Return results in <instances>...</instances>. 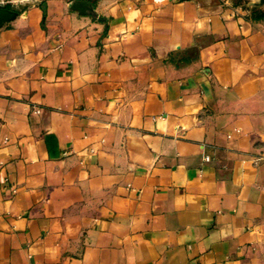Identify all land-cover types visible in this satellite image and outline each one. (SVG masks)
I'll return each mask as SVG.
<instances>
[{"label": "crops", "instance_id": "obj_1", "mask_svg": "<svg viewBox=\"0 0 264 264\" xmlns=\"http://www.w3.org/2000/svg\"><path fill=\"white\" fill-rule=\"evenodd\" d=\"M16 10L0 264H264V18L232 0Z\"/></svg>", "mask_w": 264, "mask_h": 264}, {"label": "rangeland", "instance_id": "obj_2", "mask_svg": "<svg viewBox=\"0 0 264 264\" xmlns=\"http://www.w3.org/2000/svg\"><path fill=\"white\" fill-rule=\"evenodd\" d=\"M36 1L43 0H24V1H15V0H5V3L16 4L19 5L21 3H32ZM233 3H237L242 5L249 10H252V15L255 19H263L264 18V2L262 0H232Z\"/></svg>", "mask_w": 264, "mask_h": 264}, {"label": "water", "instance_id": "obj_3", "mask_svg": "<svg viewBox=\"0 0 264 264\" xmlns=\"http://www.w3.org/2000/svg\"><path fill=\"white\" fill-rule=\"evenodd\" d=\"M262 2H264V0H262ZM5 5V0H0V28L18 16L16 4H13L11 8H7Z\"/></svg>", "mask_w": 264, "mask_h": 264}, {"label": "built area", "instance_id": "obj_4", "mask_svg": "<svg viewBox=\"0 0 264 264\" xmlns=\"http://www.w3.org/2000/svg\"><path fill=\"white\" fill-rule=\"evenodd\" d=\"M36 113H39V109H35ZM205 160L206 161H209L210 160V157L208 155L205 156Z\"/></svg>", "mask_w": 264, "mask_h": 264}, {"label": "bare ground", "instance_id": "obj_5", "mask_svg": "<svg viewBox=\"0 0 264 264\" xmlns=\"http://www.w3.org/2000/svg\"><path fill=\"white\" fill-rule=\"evenodd\" d=\"M15 1H18V2H20V1H24V0H15Z\"/></svg>", "mask_w": 264, "mask_h": 264}, {"label": "trees", "instance_id": "obj_6", "mask_svg": "<svg viewBox=\"0 0 264 264\" xmlns=\"http://www.w3.org/2000/svg\"><path fill=\"white\" fill-rule=\"evenodd\" d=\"M9 7H11V4H8Z\"/></svg>", "mask_w": 264, "mask_h": 264}, {"label": "flooded vegetation", "instance_id": "obj_7", "mask_svg": "<svg viewBox=\"0 0 264 264\" xmlns=\"http://www.w3.org/2000/svg\"><path fill=\"white\" fill-rule=\"evenodd\" d=\"M13 5V4H12Z\"/></svg>", "mask_w": 264, "mask_h": 264}]
</instances>
